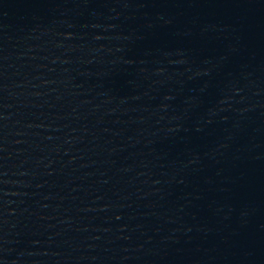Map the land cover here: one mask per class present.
I'll use <instances>...</instances> for the list:
<instances>
[{"label": "water", "instance_id": "water-1", "mask_svg": "<svg viewBox=\"0 0 264 264\" xmlns=\"http://www.w3.org/2000/svg\"><path fill=\"white\" fill-rule=\"evenodd\" d=\"M0 264H264V0H0Z\"/></svg>", "mask_w": 264, "mask_h": 264}]
</instances>
